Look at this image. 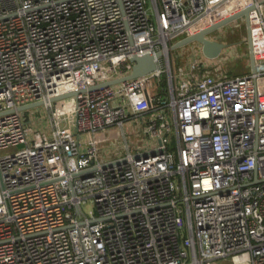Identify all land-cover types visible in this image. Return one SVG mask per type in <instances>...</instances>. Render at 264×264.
I'll use <instances>...</instances> for the list:
<instances>
[{"label":"built area","instance_id":"built-area-1","mask_svg":"<svg viewBox=\"0 0 264 264\" xmlns=\"http://www.w3.org/2000/svg\"><path fill=\"white\" fill-rule=\"evenodd\" d=\"M250 4L254 71L216 75L226 48L198 44L175 62L174 40ZM38 101L47 120L18 111ZM217 261L264 264L263 0H0V264Z\"/></svg>","mask_w":264,"mask_h":264},{"label":"rangeland","instance_id":"rangeland-1","mask_svg":"<svg viewBox=\"0 0 264 264\" xmlns=\"http://www.w3.org/2000/svg\"><path fill=\"white\" fill-rule=\"evenodd\" d=\"M233 8L232 10H234ZM224 35L223 39L228 45L227 48L224 50V54L226 57L222 54L220 57V60L214 61L213 67H211V70L216 75L221 76H237V75H243L248 73L249 66H250V59H249V53H248V43H247V33H246V26L244 19H239L226 27L212 32L211 36H218V35ZM175 42L177 40H174ZM196 43H191L185 47L182 48H176L172 50V55L175 59L176 63H182L186 61L188 58L191 57L192 48L195 47ZM181 55L178 57V55ZM73 99L72 98H65L61 100H57L54 102L55 110H58V108L63 109V111H67L69 104L71 103ZM24 114L27 116L34 115L35 117L39 118L41 121L47 120L48 115L46 112V109L44 106H38L34 108H30L24 112ZM125 131L127 134V140L129 143V147L132 153L138 151V147L141 148V150H144L147 148L146 142H147V135L140 133L139 130H137L136 127L133 126H125ZM123 142L120 141L118 145L122 144ZM19 148L23 147V144L18 145ZM121 148V145L119 146ZM118 148V149H119ZM108 149L114 150L113 147H108ZM126 154L125 151H119L118 153H112L111 157H115L118 155H124ZM108 157V156H107ZM85 209H89V205L85 207ZM217 264H227V261H217Z\"/></svg>","mask_w":264,"mask_h":264},{"label":"water","instance_id":"water-1","mask_svg":"<svg viewBox=\"0 0 264 264\" xmlns=\"http://www.w3.org/2000/svg\"><path fill=\"white\" fill-rule=\"evenodd\" d=\"M264 2V0H263ZM255 8L254 4H250L246 6L245 8H242L240 10H237L233 14H231L229 17H226L210 26H207L198 32L186 35L182 37L181 39L177 40L173 44L170 45V49L174 50L176 48H182L185 47L191 43H196L200 46L201 51L203 55L206 58L209 59H215L219 57V55L222 53V51L227 48L226 42L222 40H217V39H211L209 38L210 34L214 31L220 30L227 25L239 20V19H244L245 26H246V33H247V43H248V53H249V59H250V65H251V70L254 71L255 69V60L253 56V51H252V41H251V30H250V18L249 14L250 11ZM163 57V52L158 51L154 55L151 54H145L142 56H133L130 61L133 63L132 69L130 74L123 76L121 78L106 82L103 85H110V84H116L125 80L137 78L144 76L146 74H149L153 71L156 70L157 68V59ZM78 92H72V93H67L63 94L60 96H56L50 99L51 102H55L57 100L69 98L72 96H76ZM43 102L38 101L30 104H26L23 106L18 107V111H25L30 108L42 106ZM12 112V111H10Z\"/></svg>","mask_w":264,"mask_h":264},{"label":"crops","instance_id":"crops-1","mask_svg":"<svg viewBox=\"0 0 264 264\" xmlns=\"http://www.w3.org/2000/svg\"><path fill=\"white\" fill-rule=\"evenodd\" d=\"M251 71V65L249 66V71L248 72H250ZM40 126H41V124H39ZM126 126H129V125H126Z\"/></svg>","mask_w":264,"mask_h":264}]
</instances>
